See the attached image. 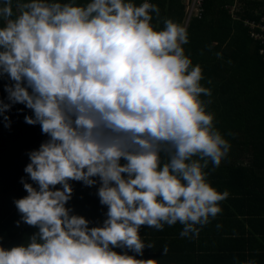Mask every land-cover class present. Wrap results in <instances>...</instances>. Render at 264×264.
I'll return each mask as SVG.
<instances>
[{"label": "clouds", "instance_id": "clouds-1", "mask_svg": "<svg viewBox=\"0 0 264 264\" xmlns=\"http://www.w3.org/2000/svg\"><path fill=\"white\" fill-rule=\"evenodd\" d=\"M15 7L0 0V76L12 81L0 116L10 126L5 113L23 104L33 113L25 122L49 139L24 168L37 187L21 178L27 195L14 200L38 231L27 244L0 247V264H155L113 248L143 255L153 244L141 239V226L179 223L181 237H198L229 195L211 186L205 169L218 167L231 145L200 98L211 90L185 55L186 28L166 19L156 30L150 13L159 8L147 0ZM94 177L107 206L100 227L65 207L69 181L93 186Z\"/></svg>", "mask_w": 264, "mask_h": 264}, {"label": "trees", "instance_id": "trees-1", "mask_svg": "<svg viewBox=\"0 0 264 264\" xmlns=\"http://www.w3.org/2000/svg\"><path fill=\"white\" fill-rule=\"evenodd\" d=\"M142 1L132 0L136 6ZM58 2L84 5L88 0ZM147 2L159 8L158 16L150 13L156 30L163 29L166 19L187 30L188 43L182 46L185 55L193 66L201 67L200 83L211 90L210 97L200 98L206 102V111L214 114V127L231 145L218 167L213 170L209 163L207 180L229 195L220 203L221 213L210 218L196 238L181 237L183 226L179 223L159 231L141 226V239L153 247L146 246L143 255L121 248L113 251L152 259L155 264H246L254 258L256 264H264V254H253L264 252V42L254 37H264V0H201L199 14L189 19L184 0ZM16 3L13 0L14 14ZM11 83L7 75L0 76V100L4 103H9L4 87ZM5 115L10 126H5L0 116V247L10 249L27 244L38 231L21 220L14 200L27 195L21 178L37 187L24 168L30 162L28 153L38 150L49 137L39 124L25 122V116L33 115L25 105L14 104ZM93 179L97 181L93 186L69 181L72 194L65 207L71 210L70 215L88 220L89 227H100L107 218V206L99 202V178Z\"/></svg>", "mask_w": 264, "mask_h": 264}, {"label": "built area", "instance_id": "built-area-1", "mask_svg": "<svg viewBox=\"0 0 264 264\" xmlns=\"http://www.w3.org/2000/svg\"><path fill=\"white\" fill-rule=\"evenodd\" d=\"M184 1L186 3V14H187L186 19L187 18L189 19L191 16H196L199 14V7L201 0H184ZM254 37L264 42V37H262L261 35H254Z\"/></svg>", "mask_w": 264, "mask_h": 264}, {"label": "crops", "instance_id": "crops-1", "mask_svg": "<svg viewBox=\"0 0 264 264\" xmlns=\"http://www.w3.org/2000/svg\"><path fill=\"white\" fill-rule=\"evenodd\" d=\"M253 254H264V252H257V253H253ZM252 261H257V258H254V259H250Z\"/></svg>", "mask_w": 264, "mask_h": 264}, {"label": "rangeland", "instance_id": "rangeland-1", "mask_svg": "<svg viewBox=\"0 0 264 264\" xmlns=\"http://www.w3.org/2000/svg\"><path fill=\"white\" fill-rule=\"evenodd\" d=\"M231 10V9H230Z\"/></svg>", "mask_w": 264, "mask_h": 264}]
</instances>
